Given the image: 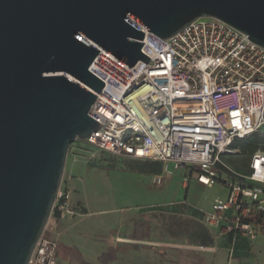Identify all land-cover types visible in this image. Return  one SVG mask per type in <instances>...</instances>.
Masks as SVG:
<instances>
[{
	"label": "water",
	"instance_id": "obj_1",
	"mask_svg": "<svg viewBox=\"0 0 264 264\" xmlns=\"http://www.w3.org/2000/svg\"><path fill=\"white\" fill-rule=\"evenodd\" d=\"M201 18L264 49V0H0V264H28L70 145L101 126L94 46L146 64V34L164 41Z\"/></svg>",
	"mask_w": 264,
	"mask_h": 264
},
{
	"label": "built area",
	"instance_id": "obj_2",
	"mask_svg": "<svg viewBox=\"0 0 264 264\" xmlns=\"http://www.w3.org/2000/svg\"><path fill=\"white\" fill-rule=\"evenodd\" d=\"M142 43L150 60L130 68L94 46L89 70L104 86L89 111L101 126L81 142L94 150L87 160L101 153L160 162L165 175L183 170V185L192 178L204 188L224 187L226 198L214 199L202 223L232 236L231 259L237 238L253 241L264 232V151L251 155L247 174L223 161L237 152L236 141L264 135V49L212 18L164 41L146 34ZM74 216L61 184L50 220ZM56 255L57 242L44 232L28 264H56Z\"/></svg>",
	"mask_w": 264,
	"mask_h": 264
},
{
	"label": "crops",
	"instance_id": "obj_3",
	"mask_svg": "<svg viewBox=\"0 0 264 264\" xmlns=\"http://www.w3.org/2000/svg\"><path fill=\"white\" fill-rule=\"evenodd\" d=\"M79 153H71L62 181L77 216L52 219L45 231L57 242L56 264H264V232L253 241L237 238L230 259L232 236L203 225V212L215 198H226L225 188H204L192 178L183 185V170L165 175L160 162L126 159L138 172L114 173L124 192L111 206L102 192L93 209L80 191L77 172L86 161ZM155 176H162L159 186L152 184Z\"/></svg>",
	"mask_w": 264,
	"mask_h": 264
},
{
	"label": "rangeland",
	"instance_id": "obj_4",
	"mask_svg": "<svg viewBox=\"0 0 264 264\" xmlns=\"http://www.w3.org/2000/svg\"><path fill=\"white\" fill-rule=\"evenodd\" d=\"M84 143V142H83ZM76 141L70 145L66 163L71 158V153L75 150L80 152V159L86 161V163L79 164V170L77 172V176L82 180V189L81 194L88 200L93 209H96V206L99 204V195L104 192V202L107 206H111L117 201L124 191H122L121 187L123 184L118 182L117 176L114 173L124 171L122 175H129L128 171L132 170L138 172L137 167H133L130 169V163L126 162V158H114L106 154L96 153L94 160H87V156L89 152H93L94 150L90 147H85V145ZM226 161L229 162L230 166L238 171L240 174L248 173V155H241L238 153V150L235 154L227 156ZM226 164V163H225ZM66 167V164H65ZM116 170V172H114ZM65 172V168H64ZM63 172V177H64ZM132 174V173H131ZM130 174V175H131ZM118 175V174H117ZM120 175V174H119ZM118 175V176H119ZM121 176V175H120ZM62 177V181H63ZM124 177H121L125 178ZM130 184V183H129ZM128 183L126 185H129ZM104 186L105 189H99V187ZM220 186V185H219ZM222 187V186H220ZM224 188V187H223ZM126 189V187H124ZM132 189V188H131ZM127 192H131L130 185L127 188ZM102 199V198H101ZM117 199V200H116ZM50 221V220H49ZM48 228V225H47Z\"/></svg>",
	"mask_w": 264,
	"mask_h": 264
},
{
	"label": "trees",
	"instance_id": "obj_5",
	"mask_svg": "<svg viewBox=\"0 0 264 264\" xmlns=\"http://www.w3.org/2000/svg\"><path fill=\"white\" fill-rule=\"evenodd\" d=\"M233 148L238 150L239 154L248 155L250 158L257 150L264 151V135L252 134L244 140L236 141Z\"/></svg>",
	"mask_w": 264,
	"mask_h": 264
}]
</instances>
